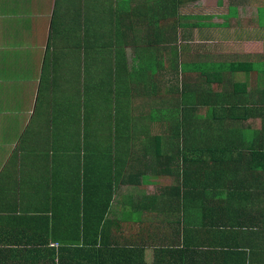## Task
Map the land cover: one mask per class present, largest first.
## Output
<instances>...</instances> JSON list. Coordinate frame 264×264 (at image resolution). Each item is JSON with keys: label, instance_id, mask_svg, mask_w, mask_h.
I'll return each instance as SVG.
<instances>
[{"label": "crops", "instance_id": "crops-1", "mask_svg": "<svg viewBox=\"0 0 264 264\" xmlns=\"http://www.w3.org/2000/svg\"><path fill=\"white\" fill-rule=\"evenodd\" d=\"M259 90L264 0H0V264H264Z\"/></svg>", "mask_w": 264, "mask_h": 264}, {"label": "trees", "instance_id": "trees-1", "mask_svg": "<svg viewBox=\"0 0 264 264\" xmlns=\"http://www.w3.org/2000/svg\"><path fill=\"white\" fill-rule=\"evenodd\" d=\"M158 1H159V4H162V3L172 4L174 2H179L180 0H158ZM160 17H163V19H165L166 15L164 13H162V14H160ZM229 81L231 82V80H229ZM238 85H239V87L237 89L234 88L232 85L230 88L228 86L225 87L224 88V95L222 97H220L219 95L211 96L209 98L207 105L208 106L224 105L220 109H223L224 111H228L229 110L227 108L228 107L227 106L228 99L231 96H233L234 94H236V92H238L239 89L241 91H243L244 87L246 88V79L243 81L239 80ZM261 92H262V95H264V91H260V90L254 92V93H251L250 95L246 94L247 101L251 102V98H254V96H252V94L259 95V94H261ZM85 95H83V96H85ZM196 105L197 104L195 103L193 108L194 107L196 108ZM231 106H233L235 108L236 104L232 103ZM80 107H81L80 108V117L82 116L83 118H86V115L88 113L86 97H83V100L81 101ZM263 107L264 106H260V108H257V109H255V108L254 109H238V110H234L235 111L234 113L239 114L240 117H245V115H247V114L251 115V114L257 112L259 115H261V117L263 115V117H262V120H263L264 119ZM198 111H200V110L192 109V119L190 121H189V118H187V117L180 120L181 117H176L180 113L179 109L176 108V113H175V116L173 118H171V119H167V118L160 119V128H164L165 130H171V132H174L177 134L181 133V131L183 129H187V131H190L193 133L192 139L198 144L202 143L203 136L207 133L227 132V129H229V131L233 132V129L231 128V126H227L228 124L227 125L222 124V126L218 125V123L220 121L217 120V119H219L217 117H219V115L215 110L205 111V113H206L205 124L204 125L199 124L200 122L198 120V117H199L198 113H201V112H198ZM177 112H179V113H177ZM182 112L184 114V110H182ZM165 114H169L172 117L174 115V112L168 111ZM225 118H227V117L222 116V120H224ZM260 124H261V126H260L261 130H264V121L263 122L261 121ZM251 127H252V124L248 123V128L253 130V131H256L255 128H251ZM237 131H239V130H237ZM247 131H249V130H247ZM185 143H186L187 147H189L190 149L200 148L199 145L193 144L194 142L191 143V142L186 140ZM258 144L261 145L262 141L258 142ZM85 147H86V144H85ZM203 148H207V147L204 146ZM255 157H258V159H259V161L257 162L258 167L264 166V154H262V155H261V153L256 154V151H254L253 159H256ZM213 160H216V159H213ZM83 239H85V238H83ZM78 241L79 240L76 237L74 239V244L78 243ZM85 243H86V241L82 240V242L80 244L86 245ZM11 251H12L11 249L0 250V260L7 259V257L5 255H8V253H10ZM98 263L103 264V261H98ZM115 264H117V262H115Z\"/></svg>", "mask_w": 264, "mask_h": 264}, {"label": "rangeland", "instance_id": "rangeland-1", "mask_svg": "<svg viewBox=\"0 0 264 264\" xmlns=\"http://www.w3.org/2000/svg\"><path fill=\"white\" fill-rule=\"evenodd\" d=\"M185 12H187V11H183V13H185ZM260 35H263V34L260 33Z\"/></svg>", "mask_w": 264, "mask_h": 264}]
</instances>
